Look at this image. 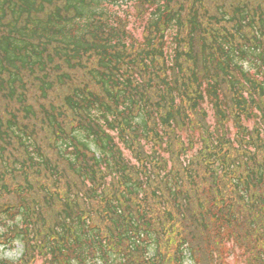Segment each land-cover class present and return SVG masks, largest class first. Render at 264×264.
<instances>
[{
	"label": "trees",
	"instance_id": "obj_1",
	"mask_svg": "<svg viewBox=\"0 0 264 264\" xmlns=\"http://www.w3.org/2000/svg\"><path fill=\"white\" fill-rule=\"evenodd\" d=\"M112 1L117 5L108 0H91L88 6L85 5V0H0V157L11 154L13 161L24 167L21 171L24 181L10 185L0 180L1 184H6L8 187H3L0 192L6 194L5 190L9 189L20 199H25L29 195H35V200L37 199L38 192L30 186L34 178L38 182V187L42 185L41 176H32L27 169L35 165L36 160L46 164L42 148L43 140H41L43 133L36 135V132L27 129V125L29 122H37V126H40L44 122L48 126L42 125L44 128H52L62 133V136L56 134L60 146L64 147L65 141L70 140L77 142L86 152L95 150L101 154V159L94 158L90 161L82 156L78 148H76L77 154L67 149H59L57 152L58 156L68 163L69 169L74 171L73 177L71 176L67 182L70 191H74L70 197L75 204L79 205L83 201L91 205V197H87V193L94 189L95 197L98 196L97 188L93 187L96 175L107 177L109 172H114L121 166V163L111 161L110 155L119 152L117 145L107 134L108 131H116L113 137L117 140L119 129L124 130L125 135L132 137L129 147H133V137L139 135L150 147L158 150L164 158L160 162L164 169L173 167L169 172L170 177H173L175 169L180 173L186 170L187 174H192L191 178L197 179L199 185H202L212 196L210 206L215 208L212 214L215 219L226 212V204L231 208L242 206L248 209L255 203L254 199L261 201L264 194L262 188L256 189L250 184L240 185L236 180L230 183L228 176L226 177V172L229 173V165L220 167L216 163L218 154L223 153V158L237 154L232 149V145L233 142L236 145L240 143L241 127L244 128L241 115L246 111L244 105L254 102L251 91H247L241 85L237 87L231 82L232 75L226 78L223 97L220 101L217 100L214 108L217 122L233 121L235 128L238 129L237 133H233L232 128L226 125L227 133L225 132L224 135L208 123L207 114L202 115L197 122L192 120L184 109L192 108L194 102L186 96L176 95L173 84L171 85L165 77H161L160 84H155L154 87L146 86V81L141 79L138 88L137 85L133 86L136 88L133 91L134 97L121 93L115 102L122 107V111L118 114H112L110 109L102 113L103 105L101 107L99 104H92L94 108L89 112V118L97 124L99 134H91L87 123H81L77 127L80 120L71 118L64 106H56L59 105V97L49 100L54 85L44 96L45 103H39V109L30 105L22 95V84L26 85V76L31 77L32 72L38 67L44 72L46 65L54 63L57 66L59 61H63L68 67L75 66L83 63L85 58L90 59L94 53L100 56V66L104 69L113 68L117 63L123 62L124 50L129 45L126 44L123 49L117 45L120 39L114 37V34L118 31L122 16L120 11L116 12L114 8L119 7L130 18L131 15L124 8L148 0ZM186 3H188L186 0H154L151 4L155 7L152 14L156 20L149 26L151 31L144 30L143 35L147 32L150 37L152 36L149 38V51L163 58L164 63L170 53L172 57L174 54L171 49L170 31L160 34L161 27L166 26L160 24L162 21H166L170 27L179 24L181 18H185ZM73 8H76V12L70 16ZM201 8H203L202 4ZM221 8L222 6H216L214 9L219 11ZM239 10L238 8L233 10L232 16L237 17ZM190 12L191 9L189 14ZM199 14L204 12L198 10L193 17L199 19ZM249 15L251 18L255 17L251 13ZM186 18H189V15ZM252 21H245V24L254 27ZM196 26H200L199 23H196ZM262 32L264 34V31ZM183 33L182 28H177L172 40H176L179 49L183 46L193 49L196 44L194 29L187 31L185 37H182ZM134 52L138 62L144 65L140 60L139 50L136 49ZM131 53L132 51L126 55ZM174 57L176 61H180L183 55L178 52ZM170 62L172 64V59ZM121 74L122 72L116 75L117 81L122 79L119 76ZM142 77H145L144 74ZM104 80L106 81V78ZM59 81L61 88L67 87L68 83L65 80L60 78ZM122 87L127 86L125 84ZM130 88L132 90V87ZM212 90L216 94L222 91L218 86L212 87ZM130 94L132 96V91ZM69 100H72L70 96ZM194 107L196 108V105ZM75 108L79 109L77 105ZM73 110L75 111L74 108ZM65 123L71 124L69 132L72 133L71 135L65 131ZM239 124H241L240 128ZM261 126H264V116L258 122V128ZM223 128L221 127L222 131ZM153 132L157 136H154ZM9 165L10 163L7 162V166ZM47 169L52 175H56L52 164H49ZM14 171L16 170L13 169ZM25 171L31 177H26ZM5 176L8 175L3 172L0 165V178ZM170 177L165 178L164 182L170 188L173 198L151 199L154 192L152 185L142 189H138L134 184L128 187L130 192L124 195V201L142 206L146 212L139 209L137 213H133L128 204L124 209L120 205L109 204V211L117 216L124 230L118 235H114L108 228L103 229L102 232L93 231L83 214L78 210L74 212L67 209L64 219L58 224L61 230H57L63 242L50 239L47 242L46 250L50 258L48 264H141L138 258L144 256L146 261L151 263L153 258L150 253L156 250L157 264H164V246L158 255L157 239L154 236L142 238L150 234L148 224L155 225L159 229L157 236L161 235L169 244L177 248L180 243L177 232L173 231L172 225H168L173 218L168 219L169 223L162 222L157 212L163 218L170 217L176 212L180 213L186 230L192 227L187 225L186 218H192L191 216L196 213L189 200L182 206L184 195L175 194L172 187L175 178ZM188 185L196 186V183L189 179ZM199 207L201 208L202 205ZM27 208L32 214L39 213L41 209L37 203L29 204ZM125 212H128L127 216L124 215ZM83 213L90 215L88 210H84ZM148 216L151 223L147 221ZM37 219V216L31 215L13 223L4 224L3 220L0 222H3L8 231L19 226L26 227L25 233L30 234ZM2 241L3 239L0 238V243ZM182 241L192 246V243L199 240L188 237ZM149 242L151 246L148 247ZM194 249L195 247L191 248L192 252ZM119 252L127 254V261ZM183 257L177 264H184ZM155 260L152 264H155ZM198 264L204 263L199 261Z\"/></svg>",
	"mask_w": 264,
	"mask_h": 264
},
{
	"label": "rangeland",
	"instance_id": "obj_2",
	"mask_svg": "<svg viewBox=\"0 0 264 264\" xmlns=\"http://www.w3.org/2000/svg\"><path fill=\"white\" fill-rule=\"evenodd\" d=\"M6 256L9 257V258H12V259H17V258H19V256H20V251H19V249H16V250L13 251V252H8V253L6 254Z\"/></svg>",
	"mask_w": 264,
	"mask_h": 264
}]
</instances>
